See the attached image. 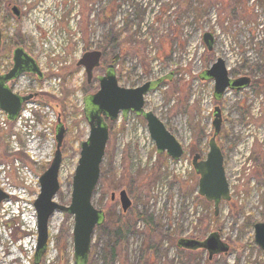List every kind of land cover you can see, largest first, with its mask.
Listing matches in <instances>:
<instances>
[{
	"label": "rangeland",
	"instance_id": "374dc122",
	"mask_svg": "<svg viewBox=\"0 0 264 264\" xmlns=\"http://www.w3.org/2000/svg\"><path fill=\"white\" fill-rule=\"evenodd\" d=\"M13 6L19 8V18L12 14ZM0 30L2 45L21 39L6 53L0 50V73L8 70L17 46L44 71L41 81L24 80V91L33 93L25 116L33 118H24L21 127L0 129V167L5 165L10 182L21 167V184L27 178L31 182V202L53 158L60 119L65 132L55 202L69 205L79 146L89 133L82 100L98 90L96 78L108 66H114L120 87L162 79L145 96L144 108L182 146V160L156 154L142 118L119 115L108 122L91 204L109 220H118L124 233L117 239L109 234L117 227L110 221L107 228L95 229L90 264H207L206 251L181 252L176 243L181 238L203 241L212 232L229 248L212 264H264L253 239V226L264 214V0H0ZM204 33L213 37L210 51ZM63 43L61 56L54 58ZM91 51H100L102 58L87 83L76 63ZM217 59L224 61L229 78L250 77V87L226 90L215 100L214 82L201 74ZM216 107L222 119L216 142L230 200L220 204L215 217L212 205L197 194L198 177L189 161L193 150L207 153ZM121 190L131 201L126 213L118 200ZM7 213L0 209V264H32L35 231L12 214L7 220ZM72 227V216L52 215L49 247L40 264H73ZM112 246L116 256L111 261L106 248Z\"/></svg>",
	"mask_w": 264,
	"mask_h": 264
},
{
	"label": "water",
	"instance_id": "95a60500",
	"mask_svg": "<svg viewBox=\"0 0 264 264\" xmlns=\"http://www.w3.org/2000/svg\"><path fill=\"white\" fill-rule=\"evenodd\" d=\"M12 13L17 17L15 8ZM203 43L208 51L214 43L210 33L202 36ZM1 44V34H0ZM101 53L91 51L83 54L77 66L84 69L87 82L91 81L94 69L100 65ZM13 66L11 70L0 76V109L7 114L10 121L16 119L23 102L31 99V96L19 97L11 93L6 83L16 78L21 73H29L41 78L42 74L35 61L28 56L22 48L13 51ZM204 80L214 82L213 95L219 100L225 91L240 90L248 86V78L231 79L222 59L201 74ZM159 79L147 82L136 88L120 87L113 72V67L108 66L104 76L98 77V90L82 100L83 114L88 123L89 133L87 139L80 144L79 158L72 178V193L68 206L55 202L59 191L58 175L61 165V145L64 138V128L57 121L55 129L56 148L53 160L48 169L39 178V195L34 202L37 221V241L33 257L34 264H40L47 248L48 223L52 215L58 211L73 217L72 247L74 264H88L90 244L96 227L104 222L103 212L96 210L91 199L93 191L98 183L100 165L104 157L106 144L109 138L108 127L105 120L114 121L119 114L125 118L128 113L142 117L146 123L148 134L153 141L158 154H165L174 161L183 155V149L175 137L165 128L163 123L150 111L144 110V97L155 89ZM213 135L208 142V153L205 159L194 155L191 160L195 174L198 176V195L206 202L212 203L214 215L219 211L222 202L230 200L228 183L223 168V157L215 138L221 126L220 110H213ZM6 195L0 191V202ZM114 199V194L111 196ZM120 208L126 213L131 207L125 191L118 194ZM254 244L264 253V222H258L253 226ZM179 248L185 250H204L208 259L225 254L228 246L222 242L216 232L211 233L205 240L180 239Z\"/></svg>",
	"mask_w": 264,
	"mask_h": 264
},
{
	"label": "built area",
	"instance_id": "2783aa9c",
	"mask_svg": "<svg viewBox=\"0 0 264 264\" xmlns=\"http://www.w3.org/2000/svg\"><path fill=\"white\" fill-rule=\"evenodd\" d=\"M66 43H63V45L58 44V47L55 49V55L54 58L57 59V57L61 56L63 52V46H66ZM56 79V78H55ZM24 80H27L26 76H21L17 80V83L14 85V92L16 93H26L24 90H28L27 86L24 83ZM57 80V79H56ZM57 84H55L54 87H56ZM28 107V106H27ZM27 109V108H26ZM26 109H24L17 119V121L13 124L14 127H21V124L24 123V118L31 119L33 118L32 115H28L27 117L25 116ZM9 127L6 118L4 114L0 111V129L2 130H7ZM29 137V135H27ZM18 149H16L17 151ZM181 162V161H179ZM14 164V163H13ZM15 166V165H14ZM5 165L0 167V173H1V179H0V189L8 196L7 200L4 201L1 205V210H3V213L8 212L5 216H3L8 220L12 215L15 217H18L22 222L27 224H31V228L34 229V220H35V215H34V210L32 206V202L30 200V195H29V189L31 188V182L29 178L26 180V185L21 184V176H23L24 171L19 170L21 167L17 166V172L15 171V177L12 178V182H10V179L8 176H6V171H5ZM190 169V168H189ZM19 176L17 177V175ZM19 180V182H18ZM28 193V196L26 198V195ZM33 248L30 250L32 254Z\"/></svg>",
	"mask_w": 264,
	"mask_h": 264
},
{
	"label": "trees",
	"instance_id": "16d2710c",
	"mask_svg": "<svg viewBox=\"0 0 264 264\" xmlns=\"http://www.w3.org/2000/svg\"><path fill=\"white\" fill-rule=\"evenodd\" d=\"M13 41H14V43H17V44H15V45H18V42L21 41V39L14 38ZM14 43H13V42H7V43L3 44L1 50H4V52L6 53V51H8V50L10 49V47H11ZM1 52H2V51H1ZM1 52H0V53H1ZM113 67H114V66H113ZM196 153H200V152H199V149H198L197 151H194V150H193V155L196 154ZM123 191H124V190H123ZM109 221H110V222H113V220H109L108 217L105 216V221L103 222L102 225L98 226L97 229H105V228H107V227H108L107 225L110 224ZM117 221H118V220H115L113 223H114L115 225H117V223H116ZM262 222H264V214L262 215ZM126 224H127V227H128L127 231H129V229H131V227L129 226V223H126ZM97 229H96V230H97ZM123 233H124V231H123V227L117 225L116 228L111 229V233H109V234H112L113 237H115V239H117V238H119ZM176 247L178 248V250L180 249L179 251H181V252L189 251V252H187V253H189V254H195V253H194V252H195L194 250H185V249L179 248V247L177 246V243H176ZM183 250H185V251H183ZM106 254L110 257L111 261L114 260V258H115V256H116V248H115V246H112L111 248H106ZM90 255H91V248H90L89 260H90ZM196 257H197V256H196ZM196 257H195V258H196ZM212 259H213V258H212ZM212 259L209 260L208 257H207V259H206L207 264H212ZM189 263H191V260L189 261ZM88 264H90V262H88Z\"/></svg>",
	"mask_w": 264,
	"mask_h": 264
},
{
	"label": "flooded vegetation",
	"instance_id": "af4514ba",
	"mask_svg": "<svg viewBox=\"0 0 264 264\" xmlns=\"http://www.w3.org/2000/svg\"><path fill=\"white\" fill-rule=\"evenodd\" d=\"M22 12V11H21ZM20 14V13H19ZM100 66V65H99ZM97 69V68H96ZM95 70V69H94ZM107 70V69H106ZM105 70V71H106ZM105 75V74H104ZM104 75H102V76H104ZM92 76H93V73H92ZM99 77H101V76H99ZM248 78V80H249V84H248V86L247 87H245V88H243V89H246V88H249L250 87V85H251V78L250 77H247V76H238V77H236V78H233V79H240V78ZM92 79V78H91ZM96 80L98 81V78H96ZM89 83V82H88ZM243 89H240V90H236V91H241V90H243ZM97 91V90H96ZM221 114V113H220ZM85 117V116H84ZM105 122H106V124H107V126H108V120H105ZM221 122H222V119H221ZM221 127V126H220ZM220 131V130H219ZM218 134H219V132H218ZM217 134V135H218ZM217 137V136H216ZM215 142H216V138H215ZM216 144H217V142H216ZM218 146V145H217ZM219 147V146H218ZM220 149V148H219ZM221 151V150H220ZM207 153H208V151H207ZM207 153H196L197 155H199V157H200V159H205V157H206V154ZM221 154H222V152H221ZM222 157H223V155H222ZM223 160H224V158H223ZM223 168H224V161H223ZM192 170V169H191ZM224 172H225V168H224ZM225 177H226V174H225ZM227 180V179H226ZM228 182V181H227ZM228 185H229V183H228ZM197 187H198V184H197ZM229 202V201H228ZM260 222H262V221H260ZM256 223H258V222H256ZM255 223V224H256Z\"/></svg>",
	"mask_w": 264,
	"mask_h": 264
}]
</instances>
